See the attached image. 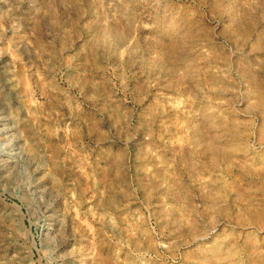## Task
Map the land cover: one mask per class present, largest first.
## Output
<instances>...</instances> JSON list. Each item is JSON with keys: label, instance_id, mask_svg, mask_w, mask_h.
Listing matches in <instances>:
<instances>
[{"label": "rangeland", "instance_id": "rangeland-1", "mask_svg": "<svg viewBox=\"0 0 264 264\" xmlns=\"http://www.w3.org/2000/svg\"><path fill=\"white\" fill-rule=\"evenodd\" d=\"M0 264H264V0H0Z\"/></svg>", "mask_w": 264, "mask_h": 264}, {"label": "bare ground", "instance_id": "bare-ground-1", "mask_svg": "<svg viewBox=\"0 0 264 264\" xmlns=\"http://www.w3.org/2000/svg\"><path fill=\"white\" fill-rule=\"evenodd\" d=\"M119 5V4H118ZM131 5V4H130ZM68 6V5H67ZM127 6V5H126ZM121 7V6H120ZM129 7V6H128ZM133 8V7H132ZM111 11H113V9L111 10ZM115 13V12H114ZM119 17V16H118ZM108 19V18H107ZM106 20V19H105ZM104 20V21H105ZM101 23H102V21H101ZM108 23V22H107ZM111 23V22H110ZM100 25H102V24H100ZM103 26V25H102ZM173 26V28H175V24H173L172 25ZM96 27V26H95ZM98 27V26H97ZM112 30H113V28H105V30L103 29H101V31H100V34H101V38L102 39H100L101 41H103L104 43H107V44H110V45H112L111 47H114V48H116V46H117V44H120L121 43V40H123V38H125L124 36H123V34H122V32H120V31H114L113 30V32H112ZM91 38V37H90ZM115 43V44H114ZM131 43V42H130ZM96 45V44H95ZM154 61V60H153ZM175 63V62H174ZM30 150V149H29ZM31 151V150H30ZM29 154H30V156H32L33 157V153H31V152H29ZM29 159V158H28ZM31 160V159H30ZM36 161V160H35ZM9 163V162H8ZM44 173V172H43ZM47 175H48V173H46ZM44 175V174H43ZM46 175V176H47ZM49 178H51V176L49 177ZM49 180H51V179H49ZM207 180V179H206ZM52 181V180H51ZM55 185V184H54ZM163 202V201H162ZM161 202V203H162ZM67 206V205H66ZM170 207H171V205H170ZM164 209V208H163ZM170 210V209H169ZM172 210V209H171ZM73 211V210H72ZM173 211V210H172ZM67 213V212H66ZM75 213V211L72 213V214H74ZM76 215V214H75ZM93 216V215H92ZM74 217V216H73ZM76 219V218H75ZM81 220V219H80ZM80 220H76V221H78L77 223H79V222H82V220L80 221ZM75 221V222H76ZM92 227V226H91ZM87 229H88V227H87ZM90 232H91V230H90ZM90 235H92V234H90ZM201 239V238H200ZM91 243V242H90Z\"/></svg>", "mask_w": 264, "mask_h": 264}]
</instances>
